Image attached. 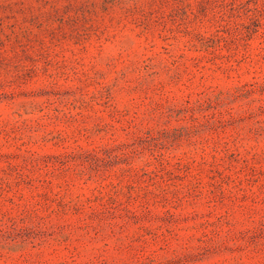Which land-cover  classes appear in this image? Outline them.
Segmentation results:
<instances>
[{
  "label": "rangeland",
  "instance_id": "rangeland-1",
  "mask_svg": "<svg viewBox=\"0 0 264 264\" xmlns=\"http://www.w3.org/2000/svg\"><path fill=\"white\" fill-rule=\"evenodd\" d=\"M0 264H264V0H0Z\"/></svg>",
  "mask_w": 264,
  "mask_h": 264
}]
</instances>
